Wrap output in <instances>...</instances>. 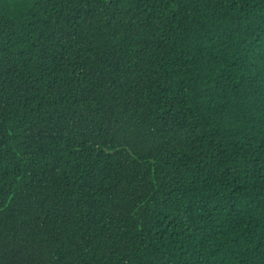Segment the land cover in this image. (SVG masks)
Listing matches in <instances>:
<instances>
[{
  "label": "trees",
  "instance_id": "obj_1",
  "mask_svg": "<svg viewBox=\"0 0 264 264\" xmlns=\"http://www.w3.org/2000/svg\"><path fill=\"white\" fill-rule=\"evenodd\" d=\"M0 264H264V0H0Z\"/></svg>",
  "mask_w": 264,
  "mask_h": 264
}]
</instances>
